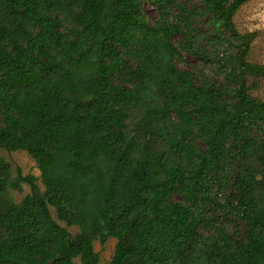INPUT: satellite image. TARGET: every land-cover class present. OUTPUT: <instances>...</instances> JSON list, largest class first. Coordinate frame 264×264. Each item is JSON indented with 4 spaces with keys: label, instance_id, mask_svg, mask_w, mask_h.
Returning a JSON list of instances; mask_svg holds the SVG:
<instances>
[{
    "label": "trees",
    "instance_id": "1",
    "mask_svg": "<svg viewBox=\"0 0 264 264\" xmlns=\"http://www.w3.org/2000/svg\"><path fill=\"white\" fill-rule=\"evenodd\" d=\"M143 1L0 0V151L27 152L45 187L0 157V264L84 249L100 264L110 238L109 264H264V101L248 84L264 66L233 21L248 0H148L153 23Z\"/></svg>",
    "mask_w": 264,
    "mask_h": 264
},
{
    "label": "rangeland",
    "instance_id": "2",
    "mask_svg": "<svg viewBox=\"0 0 264 264\" xmlns=\"http://www.w3.org/2000/svg\"><path fill=\"white\" fill-rule=\"evenodd\" d=\"M233 1V0H231ZM143 10L150 23L158 20V11L154 4L148 0L143 1ZM234 24L238 32L247 37L252 36L253 41L250 44V50L246 57V62L254 66H264V0H248L242 7L236 12L233 17ZM203 31H206L204 28ZM180 37H174V40H178ZM213 61L211 59L204 60L201 57H193L189 54H184V63L178 64L180 67H186L198 71L199 74L212 75ZM249 86H252V94L254 97L264 101V75H258L257 81L249 77ZM0 157L4 158L10 163L11 177L15 178L21 173L24 177L28 175H34L37 177V184L42 191L45 190L41 179V171L37 163L31 158V156L25 151L8 152L5 150L0 151ZM31 192L28 184H22L21 190L11 189L10 193L14 196L16 201H22ZM177 200H181L179 196L175 197ZM54 218L63 226L66 224L60 221L57 217L54 208H51ZM216 221H219L218 218ZM70 232L75 235L78 232V227H70ZM117 240L110 238L103 245L98 240L94 242V251L100 256V264H109L111 261ZM90 255L87 249H84L80 255H77L74 260L78 264H83L88 260Z\"/></svg>",
    "mask_w": 264,
    "mask_h": 264
}]
</instances>
